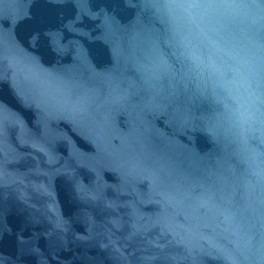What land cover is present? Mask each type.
I'll return each instance as SVG.
<instances>
[{"label": "water", "instance_id": "1", "mask_svg": "<svg viewBox=\"0 0 264 264\" xmlns=\"http://www.w3.org/2000/svg\"><path fill=\"white\" fill-rule=\"evenodd\" d=\"M95 264H264V0H44Z\"/></svg>", "mask_w": 264, "mask_h": 264}]
</instances>
